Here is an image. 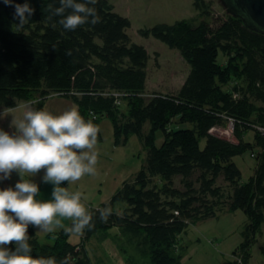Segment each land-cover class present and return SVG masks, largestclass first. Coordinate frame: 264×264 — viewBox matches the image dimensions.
<instances>
[{
  "label": "trees",
  "instance_id": "1",
  "mask_svg": "<svg viewBox=\"0 0 264 264\" xmlns=\"http://www.w3.org/2000/svg\"><path fill=\"white\" fill-rule=\"evenodd\" d=\"M27 2L35 12L16 31L14 7L0 0V110L22 102H37L36 109L44 108L50 96L58 95L75 103L99 129L102 119L108 118L116 146L137 135L148 151L141 170L108 203L87 209L94 227L82 233L79 243L70 242L63 229L48 234V243H43L30 225L32 255L55 257L58 264L69 256L70 264H92L87 243L95 236L114 237L110 229L118 227L117 239L125 238L123 243L149 264H181L176 247L191 224L240 209L248 222L230 264H248L259 234L264 235V34L231 15L216 28L206 22L194 28L179 21L141 29L142 36L178 49L191 67L176 94H148L147 49L132 41L127 33L130 19L117 13L108 0L94 5L98 24L74 31L58 23L53 28L59 17L46 22L48 13L43 9L59 6V0ZM202 3L195 0L209 16ZM229 122L236 141L211 131ZM249 131L251 142L245 140ZM158 132L163 136L160 146ZM102 139L100 130L98 141ZM247 153L255 157L256 169L243 181L234 157ZM219 178L226 187L218 184ZM109 206L113 213L103 222L98 209ZM9 247L14 250L15 245ZM119 250L126 253L127 247ZM260 250L264 256V244Z\"/></svg>",
  "mask_w": 264,
  "mask_h": 264
},
{
  "label": "rangeland",
  "instance_id": "2",
  "mask_svg": "<svg viewBox=\"0 0 264 264\" xmlns=\"http://www.w3.org/2000/svg\"><path fill=\"white\" fill-rule=\"evenodd\" d=\"M114 10L130 19L131 26L127 33L132 41L143 45L149 54L147 64L146 92L153 94L161 92L164 94H176L188 77L191 67L178 49L170 48L166 43L153 36L144 37L141 29H149L160 23L175 24L179 21L186 22L189 27H199L206 22L211 28L222 24L230 15L220 0H203L204 6H208L209 16L200 11L195 0H108ZM220 60H224L221 54ZM37 102H22L15 108L0 110V128L13 132L10 127L13 115L19 117L23 109L20 105L30 104L36 108ZM4 114V116H3ZM147 123L144 131L149 130ZM232 123L227 127L218 126L212 132L225 139L236 141L233 133ZM103 140L97 143L96 150L99 153L97 174L95 176H84L80 181L69 186L70 191H82L86 199H82L86 209L98 208L108 203L122 184L131 180L146 163L148 151L137 135H132L125 145L114 144L113 124L108 118L101 121ZM253 132L249 131L245 137L246 141H253ZM163 142V136L158 132L157 145ZM205 146V141L202 142ZM234 162L242 172V180L247 181L255 173L256 159L250 153L234 157ZM44 170L34 177L33 182L40 187L37 199L48 200L52 198L53 187L50 183H44L42 177ZM28 178V177H25ZM20 180L17 172H13L8 180L1 181L0 188L14 187ZM218 184L226 187L223 178L218 179ZM63 187H67L64 182ZM176 185L182 188L180 179ZM248 222L247 215L242 210L234 212H221L217 217L191 224L187 231L181 235L176 252L181 254V264H230L234 259V251L243 241L242 231ZM64 224L70 225L71 221L64 220ZM68 225V226H69ZM264 232V225L262 226ZM36 233L37 229L35 228ZM61 229H58L59 231ZM56 231V232H57ZM55 233V232H54ZM114 235L106 240L93 237L87 243V250L92 264H149L147 258L134 252L132 247L124 244L126 239H117L120 234L118 227L110 229ZM43 243H48V233H37ZM83 234L70 235V242L79 243ZM52 239V238H51ZM123 239V240H121ZM52 242V240H51ZM264 244V235L258 236L257 243L252 247V256L248 264H264V256L260 246ZM126 246L127 251L123 253L120 246Z\"/></svg>",
  "mask_w": 264,
  "mask_h": 264
},
{
  "label": "clouds",
  "instance_id": "3",
  "mask_svg": "<svg viewBox=\"0 0 264 264\" xmlns=\"http://www.w3.org/2000/svg\"><path fill=\"white\" fill-rule=\"evenodd\" d=\"M98 0H59V6L49 5L47 21L59 17L57 23L66 31L100 22L94 7ZM14 7L13 25L20 31L28 24L35 9L25 3L4 0ZM91 5V6H90ZM71 55V52L67 53ZM118 103V101H117ZM22 114L13 115L10 127L13 132L0 128V181L20 176L14 187L0 188V264H58L55 257H34L29 243L28 228L37 233H54L63 229L66 234L79 235L94 227L93 216L86 209L82 191H70L69 186L84 176H95L99 153L96 150L99 127L92 119H85L76 107L53 114L47 107L36 109L30 104L20 105ZM4 116V114H3ZM44 170L42 180L52 184V198L37 199L40 187L30 177ZM28 177V178H25ZM67 182V187L61 185ZM99 218L107 222L113 209H98ZM71 221L66 226L63 221ZM15 245L14 250L9 247ZM70 264V256L59 261Z\"/></svg>",
  "mask_w": 264,
  "mask_h": 264
},
{
  "label": "water",
  "instance_id": "4",
  "mask_svg": "<svg viewBox=\"0 0 264 264\" xmlns=\"http://www.w3.org/2000/svg\"><path fill=\"white\" fill-rule=\"evenodd\" d=\"M227 12L252 31L264 34V0H220Z\"/></svg>",
  "mask_w": 264,
  "mask_h": 264
},
{
  "label": "crops",
  "instance_id": "5",
  "mask_svg": "<svg viewBox=\"0 0 264 264\" xmlns=\"http://www.w3.org/2000/svg\"><path fill=\"white\" fill-rule=\"evenodd\" d=\"M73 106L77 108V106L75 105V103H73L70 99L65 98V97H61V96H58V95L50 96L45 101V104H44V107H47V109L50 112H52L53 114H59L62 111H64L65 109H67L69 107H73ZM100 130H101V122H100ZM101 133H102V131H101ZM102 137H103V134H102ZM113 139H114V134H113ZM100 142H102V141H100ZM100 142L98 141V143H100ZM61 186L63 187V185H61ZM68 225H66V226H68ZM34 229H35V227H34Z\"/></svg>",
  "mask_w": 264,
  "mask_h": 264
},
{
  "label": "built area",
  "instance_id": "6",
  "mask_svg": "<svg viewBox=\"0 0 264 264\" xmlns=\"http://www.w3.org/2000/svg\"><path fill=\"white\" fill-rule=\"evenodd\" d=\"M212 131V130H211Z\"/></svg>",
  "mask_w": 264,
  "mask_h": 264
}]
</instances>
